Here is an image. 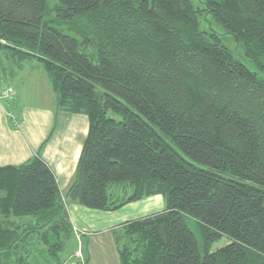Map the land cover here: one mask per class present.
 Returning a JSON list of instances; mask_svg holds the SVG:
<instances>
[{"label":"trees","instance_id":"obj_1","mask_svg":"<svg viewBox=\"0 0 264 264\" xmlns=\"http://www.w3.org/2000/svg\"><path fill=\"white\" fill-rule=\"evenodd\" d=\"M1 51L39 61L88 132L65 193L38 153L0 167V264H67L70 204L154 195L114 231L120 264H264V0H0Z\"/></svg>","mask_w":264,"mask_h":264},{"label":"crops","instance_id":"obj_2","mask_svg":"<svg viewBox=\"0 0 264 264\" xmlns=\"http://www.w3.org/2000/svg\"><path fill=\"white\" fill-rule=\"evenodd\" d=\"M36 67L37 64L31 62L9 68L0 65V94L8 87L14 90L12 99L0 96V167L20 165L38 153L55 176L59 190L65 193L88 132V119L60 111L45 73L42 69L35 70ZM27 87L34 90L28 91ZM28 95L37 96L41 102L24 105ZM72 209L81 211L82 217H74ZM163 209L164 202L157 195L126 204L113 212L70 204L67 210L80 253L72 249L67 264H120L114 231L125 222L157 214Z\"/></svg>","mask_w":264,"mask_h":264},{"label":"rangeland","instance_id":"obj_3","mask_svg":"<svg viewBox=\"0 0 264 264\" xmlns=\"http://www.w3.org/2000/svg\"><path fill=\"white\" fill-rule=\"evenodd\" d=\"M48 2H50L51 4H54L55 0H48ZM194 4H196V3L194 2ZM199 19H201L200 26H201L202 30H208V31L217 32L220 35L219 37H220L221 43L224 46H226L227 48L234 50V54H235V56L238 59L244 61V63H246V65L248 67L253 68L252 64L246 59V57L244 55V51H243L242 45L240 44L238 46L232 36L224 35L223 34L224 29L221 27V25L218 22H216L215 20L211 19L208 15L203 16V14H199ZM68 34L73 36V37H77L74 33H68ZM0 60H1V62H3L4 66H8V67H13L15 65V63L18 62V60L16 58L15 59L7 58L5 56V52H3V51L0 52ZM25 63L28 64L29 62H25ZM31 63L32 64H37V67H36L35 70H37V68L39 70L42 69L41 63L39 61L32 60ZM27 90L31 91V90H34V88L27 87ZM24 101H25L24 105H27V106H29V105L30 106L31 105L34 106L35 104L41 102L40 99L37 96H31V95H28V98L25 97ZM157 196L161 197V200H163V197L161 195H157ZM163 202H164V200H163ZM89 210H91V209H89ZM97 211H99V210H97ZM100 212H104V211H100ZM109 212H113V211H109ZM72 213H73L74 217H80V218L82 217L81 211L72 209ZM75 226H77V225L75 224ZM225 244H226V239L223 238L219 242L214 244L213 250H215L217 248H220V247H222ZM69 248L71 250L69 253L72 252V249H73V251H77V252L80 253V245H79V242L77 240H75V242L73 244H71ZM83 248L85 249V246H83ZM70 259H72V258H70ZM89 259H90V257H89ZM90 262L93 263L94 259H91Z\"/></svg>","mask_w":264,"mask_h":264},{"label":"built area","instance_id":"obj_4","mask_svg":"<svg viewBox=\"0 0 264 264\" xmlns=\"http://www.w3.org/2000/svg\"><path fill=\"white\" fill-rule=\"evenodd\" d=\"M3 96L7 97V98H11L13 95V91L11 89H6L5 91H3Z\"/></svg>","mask_w":264,"mask_h":264}]
</instances>
